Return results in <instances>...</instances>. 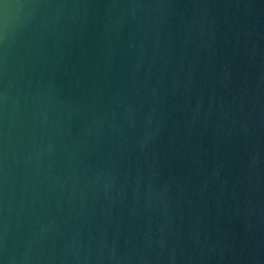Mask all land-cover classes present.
Segmentation results:
<instances>
[{"label": "water", "instance_id": "obj_1", "mask_svg": "<svg viewBox=\"0 0 264 264\" xmlns=\"http://www.w3.org/2000/svg\"><path fill=\"white\" fill-rule=\"evenodd\" d=\"M0 264H264V0H0Z\"/></svg>", "mask_w": 264, "mask_h": 264}]
</instances>
